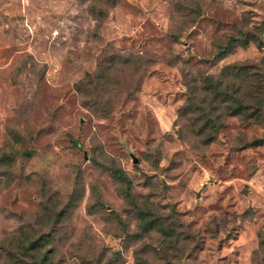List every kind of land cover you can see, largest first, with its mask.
<instances>
[{"label":"rangeland","instance_id":"1","mask_svg":"<svg viewBox=\"0 0 264 264\" xmlns=\"http://www.w3.org/2000/svg\"><path fill=\"white\" fill-rule=\"evenodd\" d=\"M0 264H264V0H0Z\"/></svg>","mask_w":264,"mask_h":264},{"label":"trees","instance_id":"2","mask_svg":"<svg viewBox=\"0 0 264 264\" xmlns=\"http://www.w3.org/2000/svg\"><path fill=\"white\" fill-rule=\"evenodd\" d=\"M235 41V39L233 38L232 40H231V42L229 43V46H228V48H227V50H221V52H220V59H223L224 57H226V55H228V54H230V53H232L233 51H234V49L236 48V46H234V42ZM222 85V83H217L216 85H214L213 87H212V89L215 91V93H216V98L218 99V100H220L221 99V94L219 93V90H218V88H220V86ZM231 89H233V96H236V95H238V94H240V88H235V86H232L231 88H230V91H231ZM231 98V97H230ZM231 100H232V98H231ZM249 107V106H248ZM248 107H246L245 109L243 108V107H236V108H233L232 109V115L233 116H241V115H244L245 113H246V111H248L249 110V108ZM209 129H210V127L209 126H205L203 129H202V132L204 133H206V131H209ZM211 130L213 131V134H217V132H219V130L220 129H218V128H215V127H212L211 128ZM124 180H128V178L127 177H125L124 176V178H123ZM159 224L157 223V222H155L154 220H150L149 221V224L147 225V229H154V227H156V226H158ZM149 231V230H148Z\"/></svg>","mask_w":264,"mask_h":264}]
</instances>
